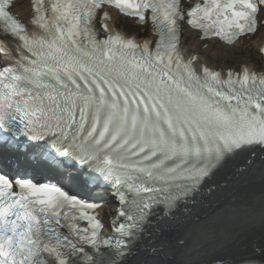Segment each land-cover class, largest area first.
Instances as JSON below:
<instances>
[{
  "label": "snow or ice",
  "instance_id": "snow-or-ice-1",
  "mask_svg": "<svg viewBox=\"0 0 264 264\" xmlns=\"http://www.w3.org/2000/svg\"><path fill=\"white\" fill-rule=\"evenodd\" d=\"M11 3L0 0V141L51 138L60 155L125 186L141 204L137 214L120 210L129 222L114 229L121 239H102L88 214L94 205L0 174V264H75L85 246L95 253L89 264L102 248L123 256L157 205L194 195L227 155L264 148V75L244 68L225 79L207 67L201 75L181 49V22L226 44L254 33L264 0H31V32ZM105 5L141 23L150 13L154 51L119 35L100 40L94 22ZM7 37L19 43L11 47ZM120 202L128 203L125 195Z\"/></svg>",
  "mask_w": 264,
  "mask_h": 264
},
{
  "label": "bare ground",
  "instance_id": "bare-ground-1",
  "mask_svg": "<svg viewBox=\"0 0 264 264\" xmlns=\"http://www.w3.org/2000/svg\"><path fill=\"white\" fill-rule=\"evenodd\" d=\"M14 12L24 19L30 16L26 5L15 4ZM119 26L117 17L112 13L111 27ZM257 37V43L252 46L255 59H258L257 49L260 47L259 41L264 38V31L258 32ZM184 39L192 54L212 68L238 71L250 64V58L240 56V44L224 48L214 43H201L195 34L188 31ZM228 171V178L215 184L216 190L210 197H201L197 206L191 208V214L176 226L178 242L185 241L186 244L178 246L176 250L179 253L167 250L169 248L162 252L164 256L176 259L172 264H177L183 253L195 252L198 248L202 252L197 253V256L205 253L226 252L236 255L245 252L240 254L243 258L257 257V252L264 250V161L256 162L241 175ZM154 239L143 240L148 243ZM158 243V247H164L166 242L158 240ZM175 246L176 243L172 245ZM204 263L210 264L211 261L205 257Z\"/></svg>",
  "mask_w": 264,
  "mask_h": 264
},
{
  "label": "rangeland",
  "instance_id": "rangeland-1",
  "mask_svg": "<svg viewBox=\"0 0 264 264\" xmlns=\"http://www.w3.org/2000/svg\"><path fill=\"white\" fill-rule=\"evenodd\" d=\"M126 28L129 29L130 31H133L132 27H130L128 25H126ZM141 34H142V32H141ZM250 45H251V43H249L247 47L246 46H242L240 48V51L242 52L241 53L242 56H250L251 55V53H249L250 52V48H249Z\"/></svg>",
  "mask_w": 264,
  "mask_h": 264
}]
</instances>
